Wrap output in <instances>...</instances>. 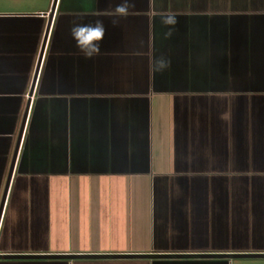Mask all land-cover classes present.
Segmentation results:
<instances>
[{"label": "crops", "instance_id": "crops-1", "mask_svg": "<svg viewBox=\"0 0 264 264\" xmlns=\"http://www.w3.org/2000/svg\"><path fill=\"white\" fill-rule=\"evenodd\" d=\"M53 1L0 0V264H264V0Z\"/></svg>", "mask_w": 264, "mask_h": 264}, {"label": "clouds", "instance_id": "clouds-1", "mask_svg": "<svg viewBox=\"0 0 264 264\" xmlns=\"http://www.w3.org/2000/svg\"><path fill=\"white\" fill-rule=\"evenodd\" d=\"M135 7V0H122L116 6L113 12L112 25L118 26L120 19L127 18L129 10ZM161 23L168 30L164 33L165 39L173 34L174 26L178 23L173 14H167L161 17ZM170 26V27H169ZM106 29L102 20H97L95 24H78L71 29L73 39L76 41L77 48L85 58H94L100 53V45L104 39ZM168 67V62L164 58L154 61L153 69L162 71Z\"/></svg>", "mask_w": 264, "mask_h": 264}, {"label": "water", "instance_id": "water-1", "mask_svg": "<svg viewBox=\"0 0 264 264\" xmlns=\"http://www.w3.org/2000/svg\"><path fill=\"white\" fill-rule=\"evenodd\" d=\"M55 2H56V0L53 1V5H52V8H51V11H50V13L48 15V23H47L46 31H45V34H44L43 44H44L45 39L47 37V33H48L49 25H50V22H51L52 12H53V9H54V6H55ZM39 63H40V56H39L38 61H37V64H36V68H35V71H34L32 83H31L30 90H29V94H31L32 89H33V85H34V82H35V78H36V74H37V70H38ZM25 117H26V109H25V112L23 114L21 126H20V129H19V133H18L16 145H15L14 152H13V156H12L11 165H10L9 172H8V176H7V180H6V183H5V186H4V191H3V195H2V199H1V203H0V213H1L2 205H3V201H4V198H5L6 190H7V187H8L9 178H10V175H11V172H12L13 162H14V159H15V156H16V152H17L18 145H19V140H20V137H21V132H22V129H23V124L25 122ZM1 255L3 257H7V258L26 257V256L49 257V258H51V257H67V256H95L96 254H72L71 255V254H63V253H53V254H30L29 255V254L7 253V254H1ZM141 255H139V254L138 255H136V254H122V255H119V256L129 257V256H141ZM163 255H166V254H163ZM170 255L172 256V254H170ZM185 255L187 256V255H190V254H183V253L173 254V256H177V257L185 256ZM192 255L212 256L214 254H212V253H198V254H192ZM215 255H217V254H215ZM259 255H260V253H235V256H259ZM116 256H118V255H116Z\"/></svg>", "mask_w": 264, "mask_h": 264}]
</instances>
